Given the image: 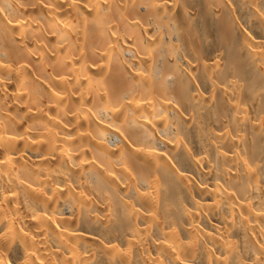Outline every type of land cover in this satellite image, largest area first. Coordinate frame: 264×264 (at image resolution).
<instances>
[{
    "label": "bare ground",
    "instance_id": "bare-ground-1",
    "mask_svg": "<svg viewBox=\"0 0 264 264\" xmlns=\"http://www.w3.org/2000/svg\"><path fill=\"white\" fill-rule=\"evenodd\" d=\"M0 264H264V0H0Z\"/></svg>",
    "mask_w": 264,
    "mask_h": 264
}]
</instances>
